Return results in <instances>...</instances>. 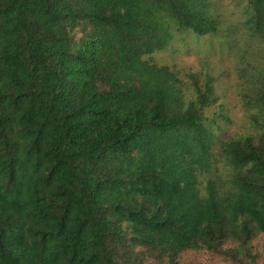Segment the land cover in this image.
I'll list each match as a JSON object with an SVG mask.
<instances>
[{"label":"trees","instance_id":"16d2710c","mask_svg":"<svg viewBox=\"0 0 264 264\" xmlns=\"http://www.w3.org/2000/svg\"><path fill=\"white\" fill-rule=\"evenodd\" d=\"M239 5L264 47V0ZM219 16L210 0H0V264H129L130 244L161 264L202 247L255 261L264 51L240 68L259 132L219 140L215 77L145 58Z\"/></svg>","mask_w":264,"mask_h":264},{"label":"rangeland","instance_id":"374dc122","mask_svg":"<svg viewBox=\"0 0 264 264\" xmlns=\"http://www.w3.org/2000/svg\"><path fill=\"white\" fill-rule=\"evenodd\" d=\"M210 1L216 13L221 15L219 16L221 32L197 36L190 30H174L166 49L146 55L145 58L150 57L158 64L174 66L181 70L182 76L185 71H195L208 72L215 77L216 98L210 106L205 108V123L213 130L218 140L238 135L257 134L259 129L251 123L250 111L243 105L240 97V86L253 70L248 67L247 76H243L240 68L246 63L259 67V56L263 55L264 47L259 39L256 42L248 34L243 33L241 20L244 16L239 5L240 0ZM74 35L78 40L81 33L76 30ZM218 140H215L216 146ZM218 164L216 165L219 167V173H223V169ZM250 244L255 261L246 262V264H264V232L257 233ZM129 253H131L127 260L129 264H134L133 260L135 264H161L147 251V248L130 244ZM177 264L239 263L223 254L211 252L202 247L181 253L177 258Z\"/></svg>","mask_w":264,"mask_h":264}]
</instances>
